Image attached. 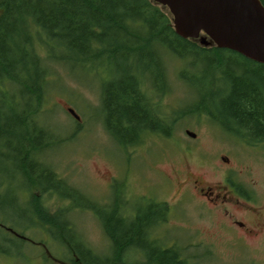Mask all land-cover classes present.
Wrapping results in <instances>:
<instances>
[{
	"label": "trees",
	"instance_id": "obj_1",
	"mask_svg": "<svg viewBox=\"0 0 264 264\" xmlns=\"http://www.w3.org/2000/svg\"><path fill=\"white\" fill-rule=\"evenodd\" d=\"M260 1L264 5V0ZM28 22L44 35L48 56L55 61L87 71V75L96 69L106 71L104 79L97 78L103 126L123 145L133 143L144 126L168 132L139 89L144 79L156 87L166 83L167 57L186 61L189 69L196 68L198 60H211L201 68L202 78L196 84L210 92V104L214 103L219 112L208 108L201 90L197 91L199 99L186 112L196 116L206 113L223 127L235 124L249 140L264 142V65L227 48L181 38L174 32L168 10L152 0H0V161L4 159L22 175L25 192L31 188L39 193L55 192L69 199L71 205L91 209L109 240L110 251L104 256L94 253L60 212L45 210L34 191L28 198L21 197L29 205L27 225L44 228L63 248L64 262L69 264H126L123 256L131 249L143 255L138 264H188L175 249L148 241L146 231L154 225V218L147 217L150 207L140 205L134 218L123 219L116 202L105 206L85 199L40 161L39 155L51 139L37 119L45 97L47 71L31 47L25 27ZM224 61L234 64L226 67ZM8 92L26 95L20 110ZM6 95L9 98L3 103ZM75 197L84 202L75 204ZM151 205L157 213L162 204ZM2 217L0 252L10 253L8 244L23 248L24 236L11 239L7 230L17 231L26 224L15 226V222Z\"/></svg>",
	"mask_w": 264,
	"mask_h": 264
},
{
	"label": "rangeland",
	"instance_id": "obj_2",
	"mask_svg": "<svg viewBox=\"0 0 264 264\" xmlns=\"http://www.w3.org/2000/svg\"><path fill=\"white\" fill-rule=\"evenodd\" d=\"M25 27L33 52L42 59L47 71L45 97L37 119L50 132L51 139L39 155L40 161L85 199L99 205L110 206L111 202L123 200V208L132 210V206H144L148 201L165 204L169 210L164 214L167 218H163L164 225L155 224L149 228L153 236H158L153 240L163 247L175 249L188 264H264V227L255 225L251 216L232 203L223 207L235 214L234 218L243 220L244 225L222 223L221 214L216 210L210 213L207 210L210 204L202 203L198 196L179 195L172 171L173 165L185 178L186 165H189L192 170H201L206 183L212 184L221 180L227 169L239 190L255 198L257 195L258 200L262 197L264 142L255 146L235 124L223 127L206 113L196 116L186 112L194 100L199 99V90L204 94L202 98L209 104L208 108L219 112L214 103L210 104V92L202 91L196 84L202 78L201 68L211 60H198L196 68L189 69L186 61L185 64L179 58L167 57L166 83L162 87L154 86L151 80H141L140 93L153 112L174 126L169 137L163 133L156 135L141 131L133 143L123 145L118 144L103 126L97 78L104 79L106 71L96 69L97 73L87 75L86 70L85 73L74 66L70 69L68 64L55 61L48 56L47 40L39 28L32 22L26 23ZM49 49L52 48L49 46ZM225 63L227 67L233 62ZM8 94L18 102L20 110L26 102V95ZM9 96L1 99L3 103ZM185 129L194 132L196 139L188 136ZM185 142L197 145V150L178 155L171 149ZM219 154L227 156L228 162L218 158ZM24 181L7 161H0V215L4 221L15 222V226L26 224L17 231L7 230L11 239L19 240V235L24 236L21 239L25 244L22 250L8 244L6 248L10 253L0 252V264L64 262L63 248L51 239L50 234L44 228L27 225L25 215L29 205L21 197L28 198L32 191L47 212H60L94 253L103 256L109 253V240L91 209L71 205L69 199L61 198L55 192L39 193L32 188L25 192ZM79 201L84 202L83 198H74L75 204ZM239 201L245 202L243 196ZM250 204L258 206L260 203L253 201ZM242 228H252L254 233H247ZM143 259L136 249L126 251L123 256L126 264H138Z\"/></svg>",
	"mask_w": 264,
	"mask_h": 264
},
{
	"label": "water",
	"instance_id": "obj_3",
	"mask_svg": "<svg viewBox=\"0 0 264 264\" xmlns=\"http://www.w3.org/2000/svg\"><path fill=\"white\" fill-rule=\"evenodd\" d=\"M152 1L168 10L174 32L181 38L227 48L264 65V5L260 0Z\"/></svg>",
	"mask_w": 264,
	"mask_h": 264
},
{
	"label": "flooded vegetation",
	"instance_id": "obj_4",
	"mask_svg": "<svg viewBox=\"0 0 264 264\" xmlns=\"http://www.w3.org/2000/svg\"><path fill=\"white\" fill-rule=\"evenodd\" d=\"M146 104L149 107V102L146 101ZM151 109V107H150ZM152 110V109H151ZM153 111V110H152ZM155 113V112H154ZM159 116V115H158ZM161 118V117H160ZM161 120L164 121V119L161 118ZM151 126V125H149ZM166 131H168L167 133H163L162 131H157L154 128L151 127H147L144 126L143 131L146 132H150V134H156V135H160L161 133L165 134V137H169L170 136V132L171 129L173 128L174 124H170L168 122L164 121V124L162 125ZM187 131H190L189 129H185V133L190 136ZM194 135L190 136L193 139H196V134L194 132H192ZM261 141H253V144L255 146H259V145H263L262 143H258ZM171 149L175 150L176 154L180 155V154H185V153H191L194 150H197V145L192 144V142H185L182 144H177L174 147H172ZM218 158H220L221 160H224V162H228V157L225 155H218ZM172 171L176 177V186L178 187L179 190V195L181 196H191V197H199L202 201V203L204 204H210L209 207H207V210L212 213L213 211H218L221 216L223 217V222L225 221L228 222L229 224H234L237 225L239 227H243L244 225V221L240 220V219H236L233 216L235 214L229 212L227 207H223L226 206V204H234L236 207H240L243 212L248 215L251 216L253 219V222L255 225H260L264 227V188L262 189V197L259 198V200L257 199V195L256 198L251 195L248 192H242L241 190H239L234 182L230 179L229 177V173L227 171V169H225L224 174L221 178V180H216L215 182H212V184H208L206 183V180L204 179L203 175H202V171L201 170H192L189 165H186V173H185V178H183L180 173L182 172L180 169H178L177 167H174L172 165ZM121 179L118 180V183L121 184L122 182L120 181ZM117 186V185H116ZM115 188V185H114ZM123 194V193H122ZM237 195V196H235ZM243 196V198L245 199V202H240L239 201V197ZM122 197V196H121ZM124 197V194H123ZM125 199V197H124ZM263 199V200H261ZM255 201V203L259 202L260 204L258 206H254L252 204H250V202ZM124 201H120L118 200L116 202V205L118 206L117 209L120 212V216L124 219H131L134 218L140 208V204L136 205V206H132V210L130 209H124L122 206V203ZM148 206L150 207L149 209L152 210L153 212L151 213L150 210L148 211V215L147 217L149 218H154V225L155 224H161L162 226V221H164L165 219V213H167V211L169 210V207H164L165 204L160 205L159 212L155 213L156 210L153 208V206L151 205V202H147L144 203V206ZM143 206V204H142ZM155 210V212H154ZM163 218H165L163 220ZM153 225V226H154ZM164 225V223H163ZM244 229L247 233H254L252 228H242ZM150 229H148L146 231L147 234V239L148 241H155L153 240V238H157L156 236H153V232L152 230L150 231ZM165 248H170V247H165ZM59 263L61 261H58Z\"/></svg>",
	"mask_w": 264,
	"mask_h": 264
}]
</instances>
